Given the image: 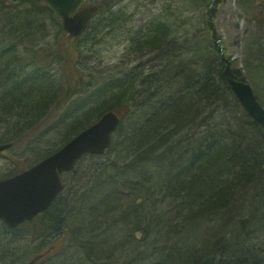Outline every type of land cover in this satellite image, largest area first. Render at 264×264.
Segmentation results:
<instances>
[{
    "label": "trees",
    "instance_id": "1",
    "mask_svg": "<svg viewBox=\"0 0 264 264\" xmlns=\"http://www.w3.org/2000/svg\"><path fill=\"white\" fill-rule=\"evenodd\" d=\"M0 2L7 21L1 30L14 40L0 43V106L13 119L12 99L19 102L33 85L44 84L39 69L25 70L19 63L15 45L35 29L42 31L37 17L52 11L33 0L20 12L14 9L17 4ZM109 3L101 2L103 8L94 15H106L100 17V27L114 23ZM254 10L253 20L261 29L264 1ZM165 18L132 38L140 55L154 53L147 71L142 62L129 82V73L89 81L91 89L70 100L59 114L58 125L73 118L77 129L108 109L129 107L124 118L132 116L123 118L116 131L123 146L118 144L109 163L94 168L92 183L84 184L74 199L72 206L79 208L70 218L68 250L73 255L59 264H199L209 254L215 255L216 264H264V130L233 95L212 38L193 43L181 39L184 48L177 45L172 53V40H166L171 25ZM155 31L157 36L151 34ZM90 34L82 40L68 36L76 43L67 49L55 46L53 55L62 58L69 49L78 50ZM73 68L68 76L78 84L82 74ZM233 72L244 80L238 70ZM71 88L67 95L75 93ZM25 100L18 103L20 119H8V124L16 127L23 114L34 117L37 105L48 99L40 98L37 105H23ZM36 129L32 124L27 131ZM19 136L4 142L14 145ZM50 209L39 219L57 232L61 216ZM255 234L260 235L259 244L250 242ZM114 252L117 256L111 258Z\"/></svg>",
    "mask_w": 264,
    "mask_h": 264
},
{
    "label": "rangeland",
    "instance_id": "2",
    "mask_svg": "<svg viewBox=\"0 0 264 264\" xmlns=\"http://www.w3.org/2000/svg\"><path fill=\"white\" fill-rule=\"evenodd\" d=\"M104 1L87 0L85 4ZM210 1L110 0L109 12L116 16L114 23L111 21L100 27V17L106 15L95 16L79 36L82 40L86 33H91L86 41L82 45L78 41L81 45L78 50L69 49V54L62 58L54 56L52 49L59 44L61 49H67L76 42L68 37L52 12L46 11L45 15L38 16L37 18L42 19V31L35 29L28 38L18 42L14 49L17 51L15 56L19 63L24 65L25 70H31L32 66L39 69L38 79L42 78L44 84L33 85L30 92L21 95L19 102L27 98L23 105H37L40 98L42 101L48 100L40 108L37 105L38 111L34 117L30 118L23 114L21 120H17L16 127L7 123L11 118L5 112H1L0 106V142H4L8 137L17 138L21 135L14 145L0 153V179L22 170L41 155L45 156L62 145L61 142L69 134L68 126L71 121L58 125L59 114L70 100L91 89L89 81L95 82L105 75L117 77L122 73H129V82L137 77L135 75L132 78L133 74L140 72L141 66L138 67V64L142 62L145 71L148 70L150 65L148 60L152 59L154 53L140 55L133 49L132 38H136L140 32H147L148 28L155 25L154 21L160 22L166 19L165 17L168 18L167 23L171 25L168 32L174 44L172 53L176 51L177 45L184 48L179 42L181 39H191L193 43L196 39L201 42L211 37L210 29L206 25V10ZM261 1L264 0H255L257 3H253L252 0H222L215 12L214 22L222 39L225 57L232 61V69L239 71L264 106V27L260 29L251 14L255 12L254 6ZM3 9H5L3 3L0 2V43L6 45L14 40L9 39L11 35L6 34V30H1L7 25ZM14 9L18 12L29 9L27 1L17 4ZM47 53L48 57H43ZM188 56L182 52L184 59ZM71 66H74L72 72L76 73L74 70L77 69L81 71V82L78 84H73L68 76L69 70H72ZM134 84L136 87L137 82ZM69 86L75 93L67 95ZM68 96L70 98L66 100ZM12 101L13 106L9 109H12L16 116L10 121L19 118L20 111L17 110L21 107L15 99ZM131 118L130 115L124 119L128 121ZM32 124H36L37 129L33 132L27 131ZM113 140V146L104 154L83 157L73 170L63 175L64 188L58 200L56 199L51 209L49 208L50 211L60 213V229L57 232L43 225L40 216L13 231L5 233L0 230V264H59L73 255V252L68 250L72 245L70 218L79 208L76 203L75 208L72 206L74 199L80 196L84 184L87 187L92 183L94 168L109 163L116 156V147L119 143L122 144L121 134L115 132ZM148 173L151 174V171ZM77 224L75 230L79 226ZM139 237L141 234L137 233V238ZM251 238L250 242L259 244V234L252 235ZM115 254L116 252L111 258L117 256ZM119 261L124 262V259L119 257Z\"/></svg>",
    "mask_w": 264,
    "mask_h": 264
},
{
    "label": "water",
    "instance_id": "3",
    "mask_svg": "<svg viewBox=\"0 0 264 264\" xmlns=\"http://www.w3.org/2000/svg\"><path fill=\"white\" fill-rule=\"evenodd\" d=\"M7 1L18 4L25 0ZM34 1H43L60 20L62 28L72 36L83 33L92 15L102 8L101 4L82 7L85 0ZM221 1L211 0L206 11L213 43L225 61L223 72L235 96L264 127V110L251 86L234 74L230 62L224 56L222 39L214 22L215 12ZM119 124L120 115L117 111L107 110L53 153L22 172L1 179L0 217L14 226L46 210L63 188L61 174L70 171L87 152H103L110 145L112 133L117 130ZM10 145L11 143H0V152ZM199 264H215V256L208 255Z\"/></svg>",
    "mask_w": 264,
    "mask_h": 264
},
{
    "label": "bare ground",
    "instance_id": "4",
    "mask_svg": "<svg viewBox=\"0 0 264 264\" xmlns=\"http://www.w3.org/2000/svg\"><path fill=\"white\" fill-rule=\"evenodd\" d=\"M207 11V10H206ZM206 16H207V13H206ZM207 21H208V16H207ZM208 24H209V22H208ZM216 26V25H215ZM209 29H210V26H209ZM162 31V30H161ZM151 34H153V36L155 35V36H157L158 34H159V31H155V32H152ZM163 34V33H162ZM210 34H211V30H210ZM211 38H212V36H211ZM154 39H156V38H154ZM166 40L167 41H171L170 40V38L169 37H167L166 38ZM172 42V41H171ZM212 42H213V40H212ZM173 45V47H174V44H172ZM177 49V48H176ZM243 81H245V80H243ZM228 82V81H227ZM246 83H248L247 81H245ZM229 84V83H228ZM249 84V83H248ZM250 85V84H249ZM230 86V85H229ZM251 86V85H250ZM252 88V87H251ZM230 89H231V86H230ZM252 90H253V88H252ZM231 91H232V89H231ZM232 93H233V95L235 96V94H234V92L232 91ZM253 93H254V95H255V97H256V99H257V101L259 102V104H260V106L263 108V110H264V106H262V104L260 103V101H259V98H258V96L256 95V93L253 91ZM236 97V96H235ZM236 99L241 103V101L236 97ZM242 104V103H241ZM243 105V104H242ZM244 106V105H243ZM244 108H245V106H244ZM246 109V108H245ZM108 110H115V111H117V113L120 115V123L122 122V119L124 118V116L125 115H127L128 114V111H129V107L127 108V107H125V106H121V107H119L118 109H108ZM248 114L252 117V115L248 112ZM253 118V117H252ZM254 119V118H253ZM71 121V123H70V127L68 128V135H67V137H68V139L66 140V141H68V140H70L71 138H73V137H75L76 135H78L81 131H83L87 126H85V127H83V128H81V129H77V127H78V125L76 126V127H73L74 125H75V123H77V122H75L74 121V119L73 118H69L67 121ZM256 122H258L256 119H254ZM259 123V122H258ZM260 125H261V123H259ZM90 125V124H89ZM73 127V128H72ZM261 127L263 128V130H264V127L261 125ZM114 133H112V140H111V143H110V145L103 151V152H101V153H98V152H87L86 153V155L87 156H91V157H95V156H100V155H102V154H104L110 147H112L113 146V144H114ZM65 141V142H66ZM139 234H141L140 232H138ZM136 237H137V234H136Z\"/></svg>",
    "mask_w": 264,
    "mask_h": 264
},
{
    "label": "flooded vegetation",
    "instance_id": "5",
    "mask_svg": "<svg viewBox=\"0 0 264 264\" xmlns=\"http://www.w3.org/2000/svg\"><path fill=\"white\" fill-rule=\"evenodd\" d=\"M14 174H16V173H14ZM14 174L8 175L7 177L12 176V175H14ZM4 178H5V177H4ZM36 218H37V216H35V217L32 218L31 220L22 221L21 223H19V224H17V225L11 226V225H9V224H8L3 218L0 217V224H1V225H0V226H1L0 230H1L2 232H5V231H13V230H15V229H18L20 226H22V225H24V224H26V223H29V222H31V221H34ZM5 233H7V232H5Z\"/></svg>",
    "mask_w": 264,
    "mask_h": 264
}]
</instances>
